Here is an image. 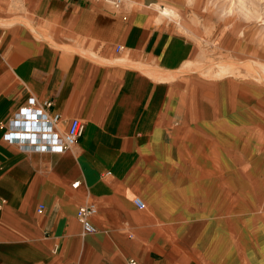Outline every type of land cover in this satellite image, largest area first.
Wrapping results in <instances>:
<instances>
[{
	"label": "crops",
	"instance_id": "1",
	"mask_svg": "<svg viewBox=\"0 0 264 264\" xmlns=\"http://www.w3.org/2000/svg\"><path fill=\"white\" fill-rule=\"evenodd\" d=\"M22 1L0 0V264H264V85L176 74L200 51L157 0H27L31 27L3 24ZM30 96L60 133L85 121L72 149L4 138Z\"/></svg>",
	"mask_w": 264,
	"mask_h": 264
},
{
	"label": "rangeland",
	"instance_id": "2",
	"mask_svg": "<svg viewBox=\"0 0 264 264\" xmlns=\"http://www.w3.org/2000/svg\"><path fill=\"white\" fill-rule=\"evenodd\" d=\"M156 16L162 8L177 15L157 17L170 22L194 39L200 55L181 73L196 72L201 77L229 81L251 80L264 85V0H157ZM32 4L21 3L22 13L5 17V25L32 23Z\"/></svg>",
	"mask_w": 264,
	"mask_h": 264
},
{
	"label": "built area",
	"instance_id": "3",
	"mask_svg": "<svg viewBox=\"0 0 264 264\" xmlns=\"http://www.w3.org/2000/svg\"><path fill=\"white\" fill-rule=\"evenodd\" d=\"M115 8H119L125 0H104ZM52 101L49 99L38 101L35 96H30L27 104L23 105L8 120L7 131L4 138L16 143L28 150L64 152L72 149L85 131V121L79 118H72L66 131L60 133L58 124L61 121V114H49L47 108ZM75 182L74 186H78ZM135 203L144 208L146 205L140 197L135 198ZM43 205L39 207L42 211ZM97 211L94 202H86L79 206L77 219L83 227L84 233L96 231L92 217ZM125 264H141L135 257H128Z\"/></svg>",
	"mask_w": 264,
	"mask_h": 264
},
{
	"label": "bare ground",
	"instance_id": "4",
	"mask_svg": "<svg viewBox=\"0 0 264 264\" xmlns=\"http://www.w3.org/2000/svg\"><path fill=\"white\" fill-rule=\"evenodd\" d=\"M173 15H177V13L174 10L162 8L160 10L159 18L164 17V16L165 17H170V16H173Z\"/></svg>",
	"mask_w": 264,
	"mask_h": 264
}]
</instances>
